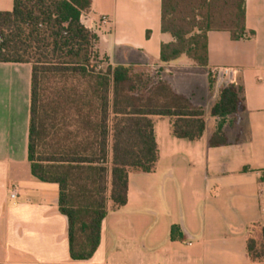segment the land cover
<instances>
[{"label":"crops","instance_id":"crops-1","mask_svg":"<svg viewBox=\"0 0 264 264\" xmlns=\"http://www.w3.org/2000/svg\"><path fill=\"white\" fill-rule=\"evenodd\" d=\"M12 8L13 0H0V11ZM101 15L108 25L99 23ZM160 18V0H91L81 15L97 36L101 69L129 66L152 83L167 82L202 110L205 123L201 136L189 141L173 135L172 119L149 116L154 168L128 171L122 206H114L108 188L100 241L86 260L70 258L59 185L31 173V65L0 62V264H264L246 252L250 227L264 226V0H245L247 37L208 31L206 66L184 55L160 61L161 43L172 40ZM215 66L239 70L245 109L224 119L210 114L218 98L209 74ZM171 226H177L173 237Z\"/></svg>","mask_w":264,"mask_h":264},{"label":"trees","instance_id":"trees-1","mask_svg":"<svg viewBox=\"0 0 264 264\" xmlns=\"http://www.w3.org/2000/svg\"><path fill=\"white\" fill-rule=\"evenodd\" d=\"M160 1L161 31L172 38L161 43L162 62L184 55L206 66L210 30L245 38V0ZM90 6L91 0H13L11 11H0V62L31 65V173L59 185L73 260L90 258L99 244L108 188L114 206H122L128 171L154 168L157 146L149 116L172 119L173 135L189 141L199 138L205 125L202 110L167 82L152 83L129 66L101 69L97 36L81 21ZM244 109L241 87L228 85L210 114L224 119ZM220 134L219 127L210 145ZM39 146L48 149L39 154ZM176 228L171 226L170 237ZM246 252L251 262H264V226L250 227Z\"/></svg>","mask_w":264,"mask_h":264},{"label":"built area","instance_id":"built-area-1","mask_svg":"<svg viewBox=\"0 0 264 264\" xmlns=\"http://www.w3.org/2000/svg\"><path fill=\"white\" fill-rule=\"evenodd\" d=\"M98 20L99 23L102 25H108L110 23L109 17L105 15L99 16ZM244 35L245 37H247L248 33H245ZM238 72L239 70L235 67L215 66L210 68L209 74L214 86V95H218L220 89L224 86L237 85ZM260 174L263 177V184H264V169L260 171ZM14 195H15V190L13 189L10 196L13 197Z\"/></svg>","mask_w":264,"mask_h":264},{"label":"rangeland","instance_id":"rangeland-1","mask_svg":"<svg viewBox=\"0 0 264 264\" xmlns=\"http://www.w3.org/2000/svg\"><path fill=\"white\" fill-rule=\"evenodd\" d=\"M136 73H145V72H142L141 70H137ZM146 78V77H144ZM45 149L47 150L48 148L46 146H39L38 149H37V153H45Z\"/></svg>","mask_w":264,"mask_h":264}]
</instances>
